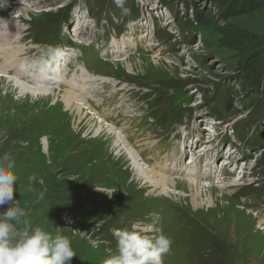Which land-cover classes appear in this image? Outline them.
Returning <instances> with one entry per match:
<instances>
[{
	"label": "rangeland",
	"instance_id": "obj_1",
	"mask_svg": "<svg viewBox=\"0 0 264 264\" xmlns=\"http://www.w3.org/2000/svg\"><path fill=\"white\" fill-rule=\"evenodd\" d=\"M124 7L127 14L113 0H1L0 15L9 19L0 20L1 31L11 24L17 29L11 38L24 37L20 43H13L10 37L5 41L11 46L9 53L21 51L20 61L47 58L48 47H71L64 51L73 72L90 63V72L114 81L92 91L104 104H124V108L129 100L130 107L139 108L143 121H132L129 130L139 136L137 144H129L135 151L146 147L152 136L156 142L151 149L171 139L170 123L175 134L180 135L185 128L190 137L199 139L200 129L196 128L204 117L214 116L218 131L224 129L228 139H233L239 153L236 157L246 162L236 158L230 169L221 170L230 174L221 183L218 180L206 186L198 182L199 187L193 190L171 178L179 184L174 189L165 188L170 198L159 197V192L135 179L129 169L133 161L126 157L119 160L106 136L93 139L94 133L84 120L76 128L62 100L64 91L25 98L26 93L39 89L21 86L16 82L19 79L9 77L15 72L4 68L9 74L2 72L8 75L2 78L11 81V86L4 85L8 86L5 90L0 85V155L8 153L15 161L19 179L14 199L30 211L34 225L47 231L60 228L70 238L77 254L71 264H103L116 254L112 228L139 231L149 237L160 232L169 236L173 244L164 264H264V85L259 93L246 91L241 81L245 57L221 43L224 30L231 26L264 36V9L235 16L217 0H126ZM131 11L140 19L129 24L132 21L125 20ZM76 32L79 35L73 36ZM127 42L130 47L141 42L142 49L136 45L137 51L127 48L124 53H114L115 48L116 52L123 50ZM86 72L77 71L76 77L88 78ZM120 80L131 90L119 84ZM114 87L119 94L110 98ZM82 109L84 113L91 111ZM153 114L155 119L148 122L147 117ZM174 114L179 115L176 121L171 120ZM205 125L204 136L214 135L209 133L214 124ZM146 128L154 132L141 130ZM223 134L211 144L222 140ZM125 147V153L132 154ZM224 151L225 147L223 159ZM244 166L255 169L248 178L238 180ZM177 167L175 172L186 176L184 169ZM31 173L38 176L34 184L37 191H45V199L38 203L26 191ZM198 190H202L200 196L192 197ZM244 201L248 203L242 208Z\"/></svg>",
	"mask_w": 264,
	"mask_h": 264
},
{
	"label": "bare ground",
	"instance_id": "obj_2",
	"mask_svg": "<svg viewBox=\"0 0 264 264\" xmlns=\"http://www.w3.org/2000/svg\"><path fill=\"white\" fill-rule=\"evenodd\" d=\"M2 25H3V23L0 24V31L2 30L1 29ZM16 30L17 29L9 26L8 30H3L0 32V85H2V88H5V90H8V86H4V85L8 84L9 86H11V81L9 82V80L7 81L5 79V78H8V75H7V74H9L8 71H6V70L3 71L4 68H8V70H12V72H15L14 77L13 76L11 77L10 75H9V77L12 79H15V78L19 79L16 82L21 83V86L28 87L31 89H39L38 91H34V92L31 91L32 93L31 92L26 93L25 98H26V96H30L33 98H37V97L43 98V97H48L50 93L53 95V93H52L53 90L60 91V92L64 91L62 94V100H64L66 107L71 112L72 119L75 122L76 128H80L82 123H83V120H84L85 125L90 127V133H94L93 139L99 138L102 136H104V137L106 136L105 137L106 141H107V143L110 144V147L112 148V150H114V151L117 150V152H118L117 154L119 155V156H117V158L119 160H122L123 158L126 157L128 162H130V160L133 161V167H129V169L134 173V175L136 177L135 179L138 181L143 180L147 186L151 187L153 192H159V195H158L159 197L166 196V195L168 197L169 192H166L165 188L174 189V187L179 184L178 181L182 182V184H185L189 190H191V189L193 190V188L199 187V185H198L199 181L198 180L202 179V180L206 181L207 179L212 178V176H211L212 172H211L209 167L211 166V164L217 163V158H218V156H220V154L215 155L213 163L209 162L205 165L207 167V170L205 172L204 178L200 177L199 170H195V172L194 171H188L187 174L185 173L186 176H188L187 178H189V179L179 180V179H181V178H178V176H180V175L177 172H175L174 169L176 168V166H178L177 168L183 167L184 158L181 160H177L176 162L172 163V160L165 161L166 156H164V158H163L164 161L162 163L157 161V162L152 163L149 167L146 166V168H144L145 165H143V164L140 165L138 163L139 161H137L133 152H132V154L127 155L126 154L128 152V150H127V152L125 153V149H126L125 145L128 146V149L129 148L131 149V147L129 146L127 141L125 139L123 140L121 135L116 134L113 131L112 127H110L108 125L105 126L102 122H100L98 120V118L96 117V115L91 112L92 109H90V106H89L90 102H93L95 106H99L101 103L100 100H99L100 102L98 101V98H95L96 95H94V92H96L97 89H95V88L89 89L88 88V87H95L97 85V84H94L95 82L99 81V80H96V76L92 75L91 73L89 74L87 69H85V67H84L82 69L87 71L86 73L88 75V78H82V76H80L78 74L80 76V78L78 79L76 77V72L78 70H76L75 72H73L71 70L72 66H71L70 58L67 57V56H69V54H67V55L64 54V56L58 62L52 64L50 67H45V72L39 78L35 77L34 79L30 80L29 77H31V75L37 69H39L40 66L43 65V63L37 61L36 59H29L26 62H25V60L20 61L18 57H19L21 51L19 49H16V47H15L16 50L14 53H12V52L9 53L11 46L9 47V42L5 43L7 37H10V39L13 43H20V42L24 41L23 36H20L17 39H15V37L11 38L13 36V33ZM22 38H23V40H22ZM131 38L133 39V36ZM140 46H142L141 42H139L137 44V47H140ZM137 47H135V48H137ZM127 48L133 49L134 47H130L129 42H127L126 45L124 46L123 50H119L120 52H116L117 49L115 48L116 51L114 53H120V54L124 53ZM7 52L9 53V55L7 54ZM5 57L9 58V60L11 59V62H8V59ZM63 61H65V64H62ZM18 64H21V65H18ZM2 72H6L7 74H1ZM2 77H5V78H2ZM20 79H22V81H20ZM23 81L28 82V83H32V84L29 86H24L22 83ZM3 82H4V84H3ZM102 83H103V85L107 84V82L99 81V85ZM41 88H43V89H41ZM101 88H103V87H101ZM9 89H10V87H9ZM50 89H51V91H50ZM122 89L120 90L121 92H123ZM47 90H49L50 92L47 93ZM99 92L100 91H98L97 94H100ZM6 93H8V92L6 91ZM113 94H116V95L119 94V91L117 89H115V87L113 88V91L110 93L109 97L111 98ZM119 100H120V98L118 99V101ZM77 101L79 104H81L82 107L79 104H77ZM123 105L122 106L118 105L117 108L122 109ZM83 107H84V109L87 108V110H91L90 113H86V112L84 113L82 111ZM87 114L89 115V117ZM205 118H207V117H204L203 123L206 124L209 122V124L212 123L216 126V124H217L216 121H214L213 119H210V118H207V119H205ZM214 129L215 128H211L209 133H213ZM199 133L203 134L202 130H200ZM182 135L185 137H188L189 138L188 142H190L191 144H196V141L194 142V140H193V139H195L194 137H190L188 134H182ZM206 139H208V136H206ZM207 143H209V142H207ZM209 145H210V143L204 144L202 150H200L198 152L199 155H197L195 152V150H197V148L188 149V147H186V146L184 148H182V144H181L180 145V152H181V155L184 157L186 156V150L188 151V153H192L194 156V158L191 161V164H192L197 158L204 156V154L206 152V148H207V151L212 150V148H210V149L208 148ZM213 151H215V148H213ZM225 151L226 152L229 151L228 147H226ZM245 152L246 151H244L243 153H245ZM249 154H250V152H249ZM237 155H239V153H237V152H235V150H233V151H231V153L229 155V157L231 156V158L228 157L227 162L226 161L224 162V160H222L221 163L224 162V164L227 165L230 162H234ZM148 159H150V158L148 157ZM159 160L161 161V158ZM224 164H221V165H224ZM251 167L253 168L254 166H251ZM223 169H227V168L224 167ZM254 169H251V170L253 171ZM182 171L184 172V170H182ZM216 172H217V170L214 173H216ZM221 175H226V172L224 173L221 171ZM224 177H226V176H224ZM224 177L220 178L221 180L219 179V183H221L225 179ZM232 177H235V176H232ZM171 178L178 180V181H175V180L173 181ZM173 182H175V183H173ZM199 183L204 184L206 186L211 185V183H208V184H205L202 182H199ZM199 192L202 193V190L201 191L198 190V192L192 193L191 194L192 197L195 198V196H197V195L200 196ZM168 198H170V197H168ZM194 198H193V200H194ZM190 202H191V200H190Z\"/></svg>",
	"mask_w": 264,
	"mask_h": 264
},
{
	"label": "clouds",
	"instance_id": "obj_3",
	"mask_svg": "<svg viewBox=\"0 0 264 264\" xmlns=\"http://www.w3.org/2000/svg\"><path fill=\"white\" fill-rule=\"evenodd\" d=\"M124 14L126 0H113ZM64 56L61 47H48L45 67H50ZM2 142V141H0ZM15 161L8 153L0 155V264H71L77 254L70 238L62 234L60 228L47 231L34 225L30 211L21 207L14 199V185L19 177L14 171ZM28 193L33 194L35 202L45 199V191H37L34 184L38 176H27ZM111 196V194L109 195ZM111 235L116 241V254L103 261V264H164L163 258L171 251L172 239L160 232L155 237L139 231L112 228Z\"/></svg>",
	"mask_w": 264,
	"mask_h": 264
},
{
	"label": "trees",
	"instance_id": "obj_4",
	"mask_svg": "<svg viewBox=\"0 0 264 264\" xmlns=\"http://www.w3.org/2000/svg\"><path fill=\"white\" fill-rule=\"evenodd\" d=\"M217 1L224 3L227 8L233 10L235 16H249L254 13H261L264 9V0ZM223 37L224 40H221L223 45L237 49L245 57L244 74L241 77L244 89L253 93L262 91V85H264V36L231 26L224 30ZM227 107L229 108V106ZM210 119L218 120L214 116Z\"/></svg>",
	"mask_w": 264,
	"mask_h": 264
}]
</instances>
